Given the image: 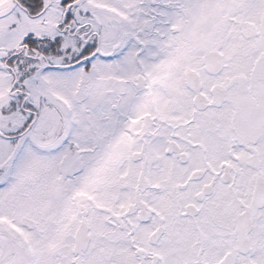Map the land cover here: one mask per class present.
<instances>
[{"label":"snow or ice","instance_id":"1","mask_svg":"<svg viewBox=\"0 0 264 264\" xmlns=\"http://www.w3.org/2000/svg\"><path fill=\"white\" fill-rule=\"evenodd\" d=\"M0 264H264V0H0Z\"/></svg>","mask_w":264,"mask_h":264}]
</instances>
